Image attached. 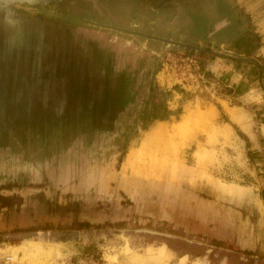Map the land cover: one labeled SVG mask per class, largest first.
Wrapping results in <instances>:
<instances>
[{"label": "rangeland", "instance_id": "374dc122", "mask_svg": "<svg viewBox=\"0 0 264 264\" xmlns=\"http://www.w3.org/2000/svg\"><path fill=\"white\" fill-rule=\"evenodd\" d=\"M75 1L27 2L25 19L0 11V195L24 200L0 208L1 240L22 239L0 242V264H240L199 243L262 259L264 143L251 155L236 139L259 117L215 95L229 85L264 101V0H142L181 3V15L155 12V26L123 10L130 0ZM133 74H145L137 92ZM167 102L188 115L149 129Z\"/></svg>", "mask_w": 264, "mask_h": 264}, {"label": "crops", "instance_id": "0c3cea01", "mask_svg": "<svg viewBox=\"0 0 264 264\" xmlns=\"http://www.w3.org/2000/svg\"><path fill=\"white\" fill-rule=\"evenodd\" d=\"M138 5H141V6H145L146 7V3L143 2V4L142 3L140 4V2L137 1L135 3V5H134V8H138L139 9ZM155 22H156V20H155ZM157 23H161L162 26H164L166 22H165V20L163 21V19H160L159 21H157ZM205 60L208 62V64L205 66V69L207 71H212V73H214V68L215 67L213 65H214L215 61H212L211 60V63H210V60L209 59H206L205 58ZM233 67H235V66H233ZM248 67L250 69V65ZM225 86H227L230 89L229 91H232L231 89H234V92L231 93V95H225V96L222 95L223 97H221L220 95H215V98L216 99H218L219 101L227 102L229 104V107H228L229 110H233V109H236V108L243 109V111L245 113V117H248L247 114H249L251 112V110L249 108L253 109L254 116L259 117V119L257 120V122H258V128H257V130L255 129L254 126L252 127V129L250 131H245L244 132V131L241 130L242 131L241 133L246 136V139L245 140L242 139L240 135H237V138H236L237 139V142L239 141L241 144H244L245 147H247L248 145H251L252 148H249L248 149V151L251 153V155H259L257 151H262V149H263V143H264V140L262 139V136L264 135V132L262 131L263 128H264V124H260L261 122L264 121V101L261 100L259 103H257V105L255 104L254 106H253V104L252 105H248V104H246L245 100H243V99L247 95L246 93L251 92V90H249V92H248V90L247 91L246 90H243V92L240 91L239 93H242L243 96H241L242 94H240L239 96H237L236 93L238 92V89H237L238 87L236 88L234 86H229V85H225ZM173 92L176 93L178 97H184L185 96L183 93H180V92H178L176 90H174ZM221 98H225L228 101L225 100V99H221ZM260 98H262V96ZM234 99L235 100H238L240 102L241 101H243V102L241 104L240 103L234 104L233 103V100ZM262 101H263V103H262ZM187 102H189V101H187ZM166 104L168 106L166 108L167 109L166 110L167 115H165V118H163V119H156L154 121V123L151 124V126L149 127V129L155 127L156 125H159V126L164 127V129H166V130L168 129L169 130L168 123L171 124V125L173 124V126L176 124V122L179 123V124H181L183 117H186L188 115L189 110H190V109L189 110L188 109H184V112H182V113H180L178 115L176 113V109H178V108H172L171 106H169L170 102H167ZM180 107H182V106H180ZM225 115L228 118V120L231 121V118L227 114V112H225ZM180 116H182V119H179ZM227 122L225 123V125H230ZM253 147H256V148H259V149L258 150H254ZM239 186H240V188H244V189H247L248 188V187L241 186V185H239ZM262 202L264 204V200H262ZM211 229L213 231L212 233H214V236H217V234L215 232L216 229H213V227ZM261 256H262V254L261 255H258V258L261 259ZM252 257L255 258V256H252ZM262 260L264 261V257L262 258Z\"/></svg>", "mask_w": 264, "mask_h": 264}, {"label": "flooded vegetation", "instance_id": "af4514ba", "mask_svg": "<svg viewBox=\"0 0 264 264\" xmlns=\"http://www.w3.org/2000/svg\"><path fill=\"white\" fill-rule=\"evenodd\" d=\"M30 1H37V0H17V1H15V2H13V3H11V4H5V3H0V11H3V12H6V13H8V14H10L11 15V13H13L12 15H18V16H20V18L19 19H22L23 17H24V19H25V17H26V15H24V13H26V9H25V5H26V3L27 2H30ZM104 1H106V0H101L100 2H104ZM142 1V0H141ZM168 0H166V2H167ZM130 2V4H129V6L127 7H125L126 9H123V10H129V11H132L133 10V7H134V5H135V3H134V0H130L129 1ZM76 3V1L75 0H69V5H67V6H69V8L72 10V11H74V6L77 4H75ZM131 3H132V6H131ZM169 5H168V7H170V8H168V9H170V10H166V9H154V8H156V7H153L152 5H151V7H149V8H147V7H145V6H141V5H138V7H139V9H136L137 10V12L135 13L136 14V16L141 20V22H142V24H146V25H150L151 23H155L154 24V26L155 25H157L156 24V22H155V20L154 19H152L153 17H154V13L155 12H157V11H164V13H168L169 11L171 12H174L175 14H177V15H179V13H178V9L179 10H181L182 8H181V3H172L171 4V2L169 1ZM134 4V5H133ZM141 4V3H140ZM96 6H99V5H95V7ZM147 6V5H146ZM35 7V6H34ZM166 7H167V5H166ZM68 8V9H69ZM151 8H153V9H151ZM159 8H160V6H159ZM20 14V15H19ZM140 14H144L143 15V19L142 18H140L139 17V15ZM148 14L150 15V17L148 16ZM183 14V13H182ZM180 15H181V13H180ZM58 16L56 15V14H54V16L52 17V18H57ZM60 18L62 17V16H59ZM36 19H38V18H36ZM62 19H64L63 17H62ZM128 18H126L125 19V17L124 18H122V20L125 22V23H129L131 20H127ZM134 20V19H133ZM154 21V22H153ZM100 24H102V23H100ZM55 25V24H54ZM152 25V24H151ZM172 25V24H171ZM170 24L169 25H167V27L166 26H162L163 28H168V29H175V28H172V26H171ZM174 25V24H173ZM192 25L194 26L195 24L194 23H192ZM107 27L108 28H110L111 30H116V29H122V30H124V29H126V28H122V27H114V26H112V25H107ZM161 28V27H160ZM186 28V27H185ZM127 31V30H126ZM129 33H133V32H131V31H128ZM143 36H146V39H147V42H149V44H151V45H156V44H158V43H160V40H156V39H153V38H151L152 36H148V35H144L143 34ZM157 38V37H156ZM158 38H160V39H163V38H161V37H158ZM165 40H167V39H165ZM155 43V44H154ZM150 56V57H149ZM148 57V65L151 63L150 61H155V59H156V56H157V53L156 52H153V54L151 53L150 55H149ZM150 62V63H149ZM131 63V62H130ZM129 63V64H130ZM144 65V64H143ZM142 67V66H141ZM124 70V69H123ZM152 72V71H151ZM134 76H133V80L131 81V83H132V87H136V92H137V90H138V86L139 85H141L140 84V81H141V83H143V81H144V76H145V74H143V75H135V74H133ZM122 76H124V75H122ZM132 76V74L131 75H125V77H127V78H130ZM118 78H120V76H118ZM128 96H129V94H128ZM131 96V95H130ZM133 102V101H132ZM132 105H133V103H132Z\"/></svg>", "mask_w": 264, "mask_h": 264}, {"label": "trees", "instance_id": "16d2710c", "mask_svg": "<svg viewBox=\"0 0 264 264\" xmlns=\"http://www.w3.org/2000/svg\"><path fill=\"white\" fill-rule=\"evenodd\" d=\"M10 188L11 187H8L7 189L11 190L12 188L11 189ZM23 205H24V200L21 197L0 195V208L1 209H9V208H14V207L18 208V207H22ZM86 226H88V224H82V226H80L81 229H79L78 231L84 230L83 228H87ZM152 235H155L156 237L159 235L158 236L159 239H165L166 238L165 236H167V234H165V233L160 234L159 232H153ZM162 236L165 238H162ZM20 241H22L21 238L14 239V240H1V238H0V242H11L12 244H18ZM163 241L165 242L166 240H163ZM189 241L190 240H188V242ZM166 243L169 246H171V243L169 241H166ZM196 246L201 247L203 249L204 248L208 249L207 253L210 255H213L216 252L215 249L219 250L217 252L222 251L226 255L230 253V256L232 255L231 257H237L240 259V261H239L240 264H264V261L262 259L250 261V258L252 257L251 255L248 258L242 257V255H245V254L240 253L239 250H236L237 248H235V246L232 243L222 244L221 247H218V246L216 247L215 245H212V244L211 245L210 244L204 245L202 243H199V245H196ZM205 246H207L208 248ZM191 254H193V253H191ZM194 254L196 255V257L203 256V254H200V253H194ZM224 258H227V256H224Z\"/></svg>", "mask_w": 264, "mask_h": 264}, {"label": "water", "instance_id": "95a60500", "mask_svg": "<svg viewBox=\"0 0 264 264\" xmlns=\"http://www.w3.org/2000/svg\"><path fill=\"white\" fill-rule=\"evenodd\" d=\"M151 38H154L156 40H160V41L166 42L168 44L183 46L186 49L197 50V51H204L203 49L195 48V47H192V46H189V45L177 43V42L170 41V40H165V39H160V38H155V37H151ZM209 53L216 54L215 52H209ZM218 55L223 56V57H226V58H229V59H233V60H236V61H241V62H254L255 64H257L261 68V70H263L262 67H261V63L257 59H254V58H251V57H245V58L235 57V56H231V55H227V54H222V53H219ZM261 81H262V76H261Z\"/></svg>", "mask_w": 264, "mask_h": 264}, {"label": "bare ground", "instance_id": "6f19581e", "mask_svg": "<svg viewBox=\"0 0 264 264\" xmlns=\"http://www.w3.org/2000/svg\"><path fill=\"white\" fill-rule=\"evenodd\" d=\"M129 161V160H128Z\"/></svg>", "mask_w": 264, "mask_h": 264}]
</instances>
